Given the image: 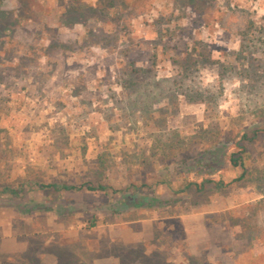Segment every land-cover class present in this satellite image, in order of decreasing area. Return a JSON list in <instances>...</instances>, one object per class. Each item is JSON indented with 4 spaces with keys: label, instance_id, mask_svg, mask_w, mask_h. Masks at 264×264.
Returning a JSON list of instances; mask_svg holds the SVG:
<instances>
[{
    "label": "rangeland",
    "instance_id": "obj_1",
    "mask_svg": "<svg viewBox=\"0 0 264 264\" xmlns=\"http://www.w3.org/2000/svg\"><path fill=\"white\" fill-rule=\"evenodd\" d=\"M0 264H264V0H0Z\"/></svg>",
    "mask_w": 264,
    "mask_h": 264
},
{
    "label": "trees",
    "instance_id": "obj_2",
    "mask_svg": "<svg viewBox=\"0 0 264 264\" xmlns=\"http://www.w3.org/2000/svg\"><path fill=\"white\" fill-rule=\"evenodd\" d=\"M244 137H246V135H243ZM245 153V149L244 147H242L241 151H240V155L239 156H235V155H232L230 157V163L232 166H243V156L242 154ZM208 162V159L204 158L203 162ZM206 164V163H205ZM245 176V171L242 172V174L237 177L236 179H233V181H240L241 179H243ZM37 186H39L40 188H44L45 185H42V184H37ZM49 186H54L55 185H49ZM85 186V188L89 191H96V190H101V191H104L107 189L106 186L104 185H101V184H98L96 186H93L91 184H83V185H80V186H74V185H62V189L64 190H79V189H82L83 187ZM216 187L218 188H221L223 186V183L221 181H218L216 184H215ZM4 191H8L12 194H17V191L10 188V187H4L3 189Z\"/></svg>",
    "mask_w": 264,
    "mask_h": 264
}]
</instances>
